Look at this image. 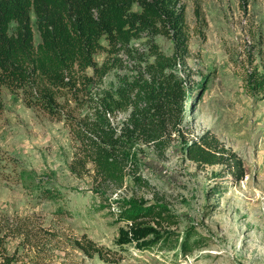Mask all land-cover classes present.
Masks as SVG:
<instances>
[{
    "label": "rangeland",
    "instance_id": "rangeland-1",
    "mask_svg": "<svg viewBox=\"0 0 264 264\" xmlns=\"http://www.w3.org/2000/svg\"><path fill=\"white\" fill-rule=\"evenodd\" d=\"M180 5L187 51L172 69L187 95L177 108L180 138L214 136L241 160L243 176L189 161L176 134L160 145L125 141L121 173L99 175L76 132L92 137L85 124L98 112L119 135L130 84L153 60L151 45L173 52L160 35L132 39L115 54L101 42L93 60L108 71L74 72L71 89L53 91L52 114L29 94L0 90V264H264V0ZM150 208L175 223L136 220L153 237L172 239L145 249L152 237L135 240L122 216Z\"/></svg>",
    "mask_w": 264,
    "mask_h": 264
},
{
    "label": "trees",
    "instance_id": "trees-1",
    "mask_svg": "<svg viewBox=\"0 0 264 264\" xmlns=\"http://www.w3.org/2000/svg\"><path fill=\"white\" fill-rule=\"evenodd\" d=\"M34 29L38 34L36 44ZM142 35L150 38L160 35L171 40L173 52L166 56L151 45L153 60L146 65L143 77L137 76L130 84L124 107L129 109L128 118L125 126L119 128V135L98 112L93 122L85 124L92 137L82 132L75 134L81 145H86L96 172L114 178L121 173L120 166L129 156L122 151L128 146L125 141L160 145L172 135L181 137L177 108L179 104L184 108L187 95L172 73L187 51L180 0H0V90L5 87L10 92L29 94L31 104L35 102L52 114L53 91L71 89L74 72L91 68L95 73L102 69L104 75L108 71V65L99 69L93 60L98 50L103 49L101 42L107 45L105 51L113 54ZM104 109L113 115L109 104ZM105 127L110 133L103 130ZM180 139L189 161L198 166L226 165L233 169L236 180L243 176L241 160L214 136L204 133L190 143ZM122 217L135 226L130 229L135 240L152 237L141 244L145 249L153 248L163 239L172 242L167 233L153 237L152 228L135 224L139 218L152 217L156 224L170 225L173 217L166 210L133 209ZM187 242L185 236L179 245L181 251L189 248ZM94 251L102 258L98 250Z\"/></svg>",
    "mask_w": 264,
    "mask_h": 264
}]
</instances>
